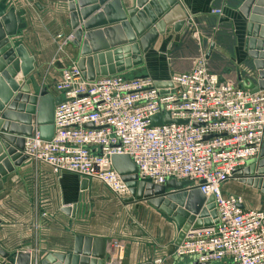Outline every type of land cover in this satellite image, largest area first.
<instances>
[{"label":"built area","instance_id":"1","mask_svg":"<svg viewBox=\"0 0 264 264\" xmlns=\"http://www.w3.org/2000/svg\"><path fill=\"white\" fill-rule=\"evenodd\" d=\"M212 14L221 16L222 11ZM192 37L199 46L196 31ZM220 79L210 71L201 49L193 68L171 75V87L164 89L156 88L149 76L118 74L88 81L72 63L59 70L50 87H41L60 98L54 107L52 138L41 139L32 124L22 152L54 175L96 180L118 199L130 194L113 168V156H128L138 180L154 186L187 182L184 191L214 198L218 223L190 228L172 258L188 264H264V206L247 208L241 198L226 196L223 189L259 157L264 91L252 93ZM156 116L173 122L152 126ZM109 247L121 250L117 241ZM29 253L31 264H39V257ZM147 264H164V259Z\"/></svg>","mask_w":264,"mask_h":264},{"label":"crops","instance_id":"2","mask_svg":"<svg viewBox=\"0 0 264 264\" xmlns=\"http://www.w3.org/2000/svg\"><path fill=\"white\" fill-rule=\"evenodd\" d=\"M4 1L6 10L22 12L25 28L18 31L12 41L14 45H23L34 58L30 91L38 93L41 87L48 88L53 83L52 80L51 84H46L42 75L46 73L47 77L50 72L57 75V62L68 66L79 54L69 41L58 52L72 34L66 2L22 0L16 4L15 1L19 0ZM243 1L179 0L184 13L196 18L197 24L190 27L189 34L182 35L178 42L169 34L160 37L142 55V66L124 75L149 76L155 82L168 81L171 75L190 71L201 49L209 55L207 62L211 72L243 88L249 77H255L254 70L249 69L245 49L247 20L239 12ZM131 3L132 0H124L122 6L130 8ZM216 9L222 11L221 16L212 14ZM194 31L199 46L192 37ZM211 45H214L213 49ZM141 70L144 74L134 76ZM48 92L52 94L51 90ZM82 180L68 173L54 175L47 166L32 161H26L3 178L0 248L14 254L31 247V253L39 258L51 253L67 254L73 248L75 236L81 235L104 239L110 264H147L156 259H164V264H188L171 256L178 228L170 218L146 201L125 204L124 199H111L105 187L96 180H88L85 189H81ZM231 183L244 188L237 181H230L223 189L230 187ZM246 190L245 195L250 192V196L256 197L258 205L262 206L263 196L256 190ZM111 201L114 207L110 205ZM31 204L36 208L34 211ZM119 206L123 208V216L117 215ZM114 241L121 245L119 252L110 250Z\"/></svg>","mask_w":264,"mask_h":264},{"label":"water","instance_id":"3","mask_svg":"<svg viewBox=\"0 0 264 264\" xmlns=\"http://www.w3.org/2000/svg\"><path fill=\"white\" fill-rule=\"evenodd\" d=\"M122 1L65 0L72 31L70 44L79 51L72 63L88 81L132 72L142 66V55L160 37L169 34L178 42L197 24L196 18L184 13L179 0H132L130 8H124ZM239 12L247 20L245 49L256 79L249 77L243 88L252 93L264 91V0H244ZM21 15V11L6 10L4 0L0 2V192L3 178L28 161L22 151L25 138L32 134V124L38 127L41 139L52 138L54 107L60 102L45 88L34 94L30 91L34 58L23 45L12 41L25 28ZM63 67L59 62L55 64L58 70ZM155 87L164 89L171 83L157 81ZM161 122L173 121L168 116L163 120L156 116L151 125ZM111 161L129 189L130 196L123 203L146 201L170 218L178 228L175 247L190 228H209L218 223L213 197L206 199L197 190L184 191L187 182L169 181L158 187L138 180L137 169L128 156H113ZM235 181L259 191L264 198V140L258 159L248 162ZM87 182L82 180L81 189ZM106 248L104 239L77 235L71 252L47 254L39 258V264H110ZM30 250L27 247L10 254L0 248V264H31Z\"/></svg>","mask_w":264,"mask_h":264},{"label":"rangeland","instance_id":"4","mask_svg":"<svg viewBox=\"0 0 264 264\" xmlns=\"http://www.w3.org/2000/svg\"><path fill=\"white\" fill-rule=\"evenodd\" d=\"M22 0H19V1H15V3L16 4H19L20 2H21ZM13 2V1H12ZM23 2V1H22ZM14 3V4H15ZM46 74V73H45ZM45 74L44 75H42L43 76V78H45V82H46V84L47 83H49V84H51L52 83V80L53 79H55L56 78V74L55 73H53V72H50V75H48L47 77H45ZM139 74H144V71H137V72H135L134 73V76L136 75H139ZM32 81H33V79H32ZM237 183H239V182H237ZM241 184V183H240ZM238 186V184H235L234 185V183H231L230 184V187L229 186H227L226 188H225V190H224V193H225V195L226 196H229V195H234V196H237V197H239V198H241L242 199V202L245 204L244 206H246L247 208H259V207H262V206H259L258 205V199H256V197H253V196H250L251 194H250V192H249V194H248V196L247 195H245V193H244V190H246V189H248V190H246V191H253V190H255V189H253L252 187H249V186H247V185H243L244 186V188H240V187H237ZM245 187H248V188H245ZM251 189H253V190H251ZM257 191V190H256ZM108 192V191H107ZM259 192V191H258ZM109 194H110V196H111V199H115V195H113L112 193H110V192H108ZM223 193V194H224ZM117 198V197H116ZM257 200V202H256V200ZM111 204L110 205H112L113 207H114V202L113 201H111L110 202ZM31 206H32V211H34L36 208L34 207V205H32L31 204ZM40 206V205H39ZM30 209V210H31ZM117 209H119V213H117V215H120V216H123L124 214H123V208H122V206H119V208H117Z\"/></svg>","mask_w":264,"mask_h":264}]
</instances>
